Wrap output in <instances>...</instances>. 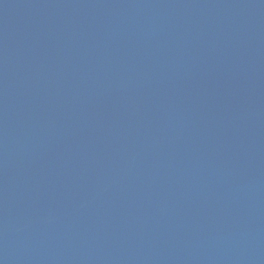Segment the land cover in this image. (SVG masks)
Segmentation results:
<instances>
[{
  "label": "water",
  "instance_id": "water-1",
  "mask_svg": "<svg viewBox=\"0 0 264 264\" xmlns=\"http://www.w3.org/2000/svg\"><path fill=\"white\" fill-rule=\"evenodd\" d=\"M0 264H264V0H0Z\"/></svg>",
  "mask_w": 264,
  "mask_h": 264
}]
</instances>
